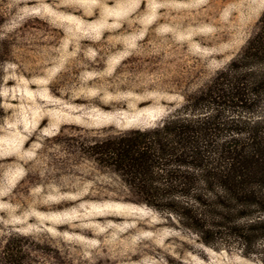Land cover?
Wrapping results in <instances>:
<instances>
[{
    "label": "rangeland",
    "instance_id": "rangeland-1",
    "mask_svg": "<svg viewBox=\"0 0 264 264\" xmlns=\"http://www.w3.org/2000/svg\"><path fill=\"white\" fill-rule=\"evenodd\" d=\"M263 10L264 0H0V238L46 245L32 264H260L115 200L114 180L75 140L159 124L240 51Z\"/></svg>",
    "mask_w": 264,
    "mask_h": 264
},
{
    "label": "trees",
    "instance_id": "trees-1",
    "mask_svg": "<svg viewBox=\"0 0 264 264\" xmlns=\"http://www.w3.org/2000/svg\"><path fill=\"white\" fill-rule=\"evenodd\" d=\"M107 132L75 141L114 180L115 200L264 264V10L229 63L159 124ZM45 248L10 233L0 238V264H32L31 252Z\"/></svg>",
    "mask_w": 264,
    "mask_h": 264
}]
</instances>
